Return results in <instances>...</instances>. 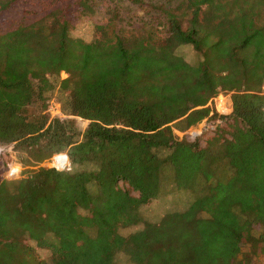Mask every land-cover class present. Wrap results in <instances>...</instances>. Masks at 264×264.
<instances>
[{"label":"trees","instance_id":"obj_1","mask_svg":"<svg viewBox=\"0 0 264 264\" xmlns=\"http://www.w3.org/2000/svg\"><path fill=\"white\" fill-rule=\"evenodd\" d=\"M160 11L164 39L111 20L86 43L60 10L0 34V148L31 167L0 181V264H253L264 253V0ZM61 74L63 114L88 122L83 132L45 106L27 113ZM219 94L230 96L226 117L209 106ZM215 118L230 121L228 137L202 147L173 134ZM60 154L70 171L41 166ZM169 188L189 196L186 208L142 221L140 208Z\"/></svg>","mask_w":264,"mask_h":264},{"label":"rangeland","instance_id":"obj_2","mask_svg":"<svg viewBox=\"0 0 264 264\" xmlns=\"http://www.w3.org/2000/svg\"><path fill=\"white\" fill-rule=\"evenodd\" d=\"M180 1L182 0H17L6 11H0V34L10 31L20 24L32 23L51 11L60 10L70 23V36L81 39L86 43H93L97 39L96 26L103 25L111 20H114V25L117 29L124 31L141 30L153 26L159 32V37L164 39L166 29L163 26L164 20L160 8L172 7ZM84 3L88 4L87 6L89 7L85 14H83L82 6ZM178 53L186 62L195 63L196 55L190 48H179ZM64 76L60 75L59 78L49 77L54 89L45 93V103L36 102L28 106L27 113L30 118L39 115L44 110V106L47 113L50 105L55 108V104L61 105L64 102L66 94L60 90L58 85L59 80L64 79ZM229 99L227 98V102H223L226 103L225 105H220L219 102L217 104L212 102L211 107L218 116L226 117L230 114L231 105L229 104ZM64 116L66 115L64 114ZM66 118L69 117L66 116ZM69 119H73L76 122L80 132H83L88 125V122L78 118L71 117ZM230 124V121L215 118L213 120H205L184 133L174 129L173 134L179 141L193 142L199 140V144L203 147L216 134L226 133L224 136L228 137L227 132H229ZM9 147H11V151L8 150ZM9 147L0 148L2 149L0 150V181L4 179H19L23 171L31 168L24 165V156L18 153L13 145ZM52 160L53 158L44 162L41 166L45 168L53 167ZM17 166L20 174L9 177L10 168ZM131 196L137 197L134 193ZM189 199L186 193L177 192L174 188H169L159 199L153 200L140 208L142 221L156 223L169 212L184 210L188 205ZM141 227V225L121 227L118 229V233L122 236H128ZM249 248L251 249V246L246 244L243 247V252H248ZM257 253L258 256L254 257L253 264H264V253H261L260 249H258ZM119 261L120 264H123L124 259L120 258Z\"/></svg>","mask_w":264,"mask_h":264},{"label":"built area","instance_id":"obj_3","mask_svg":"<svg viewBox=\"0 0 264 264\" xmlns=\"http://www.w3.org/2000/svg\"><path fill=\"white\" fill-rule=\"evenodd\" d=\"M61 75H64V74H61ZM264 88V87H263ZM227 98L229 99V94H219L216 98H214L212 100V102H215L217 104V102L220 103V105H225L226 103H223V102H227ZM212 102L209 104V106L211 107L212 106ZM229 104L231 105V101L229 99ZM212 108V107H211ZM217 108V107H216ZM230 108V107H229ZM231 110V109H230ZM219 111V110H218ZM228 111V110H227ZM47 114L49 115V117H51V119H59V120H63V119H66V116H64V114L62 113V106L61 105H57L55 104V108H53L52 105L49 106L48 110H47ZM66 154H60V155H56L53 157V167L51 168H55L57 170H60V171H70L71 170V167H70V163H69V160H68V157L65 156ZM56 157H66V161H67V164L63 167V168H58L54 162V159ZM13 168H10V171H9V177L11 176H17L16 173H13L10 175V172ZM20 173L18 172V175Z\"/></svg>","mask_w":264,"mask_h":264},{"label":"clouds","instance_id":"obj_4","mask_svg":"<svg viewBox=\"0 0 264 264\" xmlns=\"http://www.w3.org/2000/svg\"><path fill=\"white\" fill-rule=\"evenodd\" d=\"M0 150H2V149H0ZM8 150L11 151V147H9ZM18 172H19V167L17 166L11 170L10 175L13 173L18 174Z\"/></svg>","mask_w":264,"mask_h":264},{"label":"water","instance_id":"obj_5","mask_svg":"<svg viewBox=\"0 0 264 264\" xmlns=\"http://www.w3.org/2000/svg\"><path fill=\"white\" fill-rule=\"evenodd\" d=\"M65 156H67V155H65Z\"/></svg>","mask_w":264,"mask_h":264}]
</instances>
